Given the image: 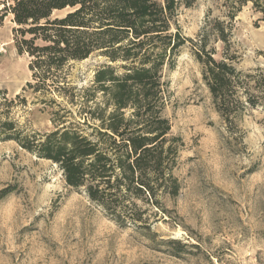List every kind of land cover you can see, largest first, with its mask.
<instances>
[{
    "label": "rangeland",
    "instance_id": "obj_1",
    "mask_svg": "<svg viewBox=\"0 0 264 264\" xmlns=\"http://www.w3.org/2000/svg\"><path fill=\"white\" fill-rule=\"evenodd\" d=\"M8 1L0 0V17ZM178 1L172 31L188 41L160 72L161 114L170 123V137L180 140L173 169L178 193L158 196L159 204L137 199L142 221L119 223L83 189L68 186L56 163L13 141L0 143V264H264V110L247 109L233 124L224 120L189 41L208 17L224 19V0ZM15 27L11 14L0 25V89L10 98L24 93L28 114L21 119L42 134L83 121L82 89L93 84L103 64L118 78L127 72V61L94 53L69 64L67 81L76 88L77 103L24 91L33 81L31 59L18 53ZM231 43L239 70L264 71V21L251 4L238 13ZM211 47L221 59L222 42L211 36ZM109 98L98 91L107 113L113 109ZM56 111L66 122L58 128L52 121ZM123 111L129 117L135 109ZM99 124L90 121L83 129L92 133Z\"/></svg>",
    "mask_w": 264,
    "mask_h": 264
},
{
    "label": "trees",
    "instance_id": "obj_2",
    "mask_svg": "<svg viewBox=\"0 0 264 264\" xmlns=\"http://www.w3.org/2000/svg\"><path fill=\"white\" fill-rule=\"evenodd\" d=\"M7 4L0 25L13 15L18 53L31 59L33 81L24 91L57 94L74 104L76 88L67 81L71 62L99 53L129 65L118 78L111 65L103 64L93 84L82 89L83 121L64 125L65 116L53 112L56 127L64 126L51 133L42 134L27 119L22 121L28 114L23 92L10 98L0 89V143L13 141L38 158L56 163L68 186L83 189L119 223L141 222L137 199L159 204L158 196H175L179 191L173 169L180 140L170 137V123L161 114L160 72L188 41L179 30L172 31L180 1L9 0ZM249 4L264 21V0H224V19L208 17L197 39L189 40L214 104L229 124L247 109L264 110L263 69L239 70L234 64L238 57L231 51L235 19ZM67 8L73 10L54 16ZM211 36L224 46L219 60L216 48H209ZM98 91L109 95L107 104L113 108L109 113L100 106ZM127 108L135 109L129 117L123 111ZM90 121L100 124L86 133L83 127H90Z\"/></svg>",
    "mask_w": 264,
    "mask_h": 264
}]
</instances>
